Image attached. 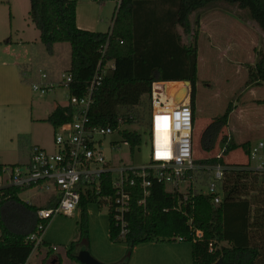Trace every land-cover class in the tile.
Returning <instances> with one entry per match:
<instances>
[{
  "label": "trees",
  "instance_id": "trees-1",
  "mask_svg": "<svg viewBox=\"0 0 264 264\" xmlns=\"http://www.w3.org/2000/svg\"><path fill=\"white\" fill-rule=\"evenodd\" d=\"M220 4L248 11L250 21L264 33V0H123L106 33L77 27L76 0H30L29 17L40 32V43L50 56L54 55L56 45L68 44L71 47L67 72L72 76L69 89L72 96L83 98L99 64L114 62L115 70L104 77L102 86L94 93L90 120L96 127H111L134 153L141 148L143 136L127 127L135 123L145 125L146 118L152 113L153 87L156 84L166 83L165 86L172 85L166 87L172 88L175 87L173 83H190L192 109L196 114L199 16ZM194 14L198 16L192 22ZM184 37L188 39L187 43ZM258 60L249 72L250 86L264 84V49L259 52ZM166 94H169L167 88ZM233 110V105H230L226 113L217 117L203 132L200 146L204 151L210 153L215 150L218 135L228 126ZM74 113L71 106H58L43 122L56 129L72 123ZM222 141L226 146L220 156L196 162L205 167L225 168L219 187L223 193L221 202L218 205L214 202L220 197L219 193L206 195L191 187L186 195L176 189L171 191V187L162 183L152 186L143 206L140 205L143 195L135 193L127 214L124 239L110 219L111 243L127 246V254L121 264H128L134 249L145 243L182 242L191 244L192 264H218L220 260L222 264H260L263 252L258 235L264 232V207H257L256 200L251 199L254 197L240 189L244 180L258 173L246 166L228 164L225 158L237 146L231 145L227 137ZM240 147L249 158L250 143ZM22 164L25 163L9 167L0 165V177L4 168H16ZM186 175V179L193 177L192 172ZM24 192L27 190L16 187L0 189V264H28L33 252L35 264H64V258L57 254L58 247L53 250L52 245L43 241L35 249V243L29 240L38 228L37 212L49 209L53 203L48 202L44 207L29 205L20 198ZM93 202H97L96 199L84 198L81 204L80 235L86 243L89 242L86 209ZM78 246L79 242L71 243L65 254L80 264Z\"/></svg>",
  "mask_w": 264,
  "mask_h": 264
},
{
  "label": "rangeland",
  "instance_id": "rangeland-1",
  "mask_svg": "<svg viewBox=\"0 0 264 264\" xmlns=\"http://www.w3.org/2000/svg\"><path fill=\"white\" fill-rule=\"evenodd\" d=\"M76 1L80 19L86 21L85 23L97 21L96 33L110 30L117 10L116 0ZM233 9L232 12L250 22L248 11ZM0 10L3 12L0 11V40L7 36L6 38L13 42L10 50L6 49L5 45H0V165L9 167L27 160L31 147L35 145L51 153L57 151L54 138L59 131L52 124L41 122L39 119L46 120L58 106L70 107L68 91L56 86L42 96L33 91V86L43 85L41 76L45 74L50 83L58 84L62 80V76L67 74L70 68L71 47L68 44L56 45L57 54L51 58L46 47L40 43V32L30 20V0H16L13 8L5 5L1 6ZM201 24L203 27L198 40L195 159L198 161L220 156L226 146L222 140L227 137L231 145L237 146L236 150L225 158L227 162L232 166L239 164L241 167L255 170L258 164L264 163V149L258 154L261 162L256 160L252 163L240 146L250 143L252 150L259 143L264 144V84H248L249 72L255 68L259 61V52L264 49V33L257 28H248L231 21L227 16L218 13L207 14ZM187 41L184 37V42ZM164 84H156V89L153 90L152 110L154 99H163L166 95L167 87ZM189 93L191 95V89ZM230 105H233L234 110L229 117L228 126L218 135L215 150L210 153L204 151L200 146L203 132L217 117H222ZM149 122L150 115L146 118L145 125L135 123L127 127L142 134L143 144L139 150L132 153L130 146L123 143L124 140L120 139L118 134H113L104 139L106 157L124 160L132 168L148 166L151 161ZM112 143L116 144L113 146L114 150H111ZM203 172L199 169L192 173L191 179L185 180L176 188L169 187V190L176 189L179 193L187 195L192 187L197 193L201 190L207 193L214 177L211 172ZM256 173L258 174L244 180L240 189L254 197L251 199L256 200L257 207H264V170ZM3 178H0V189L7 186L5 178L8 180V176ZM219 187L220 182L216 184V191L222 199L223 193L219 191ZM21 198L27 203L44 206L49 195L29 190L21 194ZM99 202L89 203L86 209L89 228L91 225L87 243L80 235L81 208L75 211L73 216H56L49 224L43 235L44 241L59 248L57 254L64 258V264H77L65 254L73 242H79L78 253L89 252L102 264H121L125 260L127 246L124 244L118 245L125 248V254L118 256L113 263H104L92 253L96 248L100 253L106 254L112 250L115 255L118 254L117 250L109 245V207ZM258 236L261 237L259 245L263 252L260 264H264V232ZM31 261H35L33 253Z\"/></svg>",
  "mask_w": 264,
  "mask_h": 264
},
{
  "label": "built area",
  "instance_id": "built-area-1",
  "mask_svg": "<svg viewBox=\"0 0 264 264\" xmlns=\"http://www.w3.org/2000/svg\"><path fill=\"white\" fill-rule=\"evenodd\" d=\"M122 1L116 0V13ZM99 65L88 93L83 98L70 94L72 76L68 72L58 84L48 82L46 74L41 76L44 84H34L33 91L45 96L48 90L55 89L56 86L66 88L71 107L75 110L72 123L56 128L59 132L54 138L57 147L55 153L35 145L31 147L28 163L3 169L2 177L8 176L9 187L49 195L47 203H53L49 209H40L37 212L38 228L29 239L35 243V249L43 242V235L52 220L60 215L72 216L81 208L84 198L96 199L109 207V215L120 229V237L124 239L127 235V214L131 210L135 193L143 195L140 202L143 206L155 183L176 188L187 180V173L201 169L211 172L214 179L207 193L202 190L199 192L217 195L216 184L224 178L225 168L196 164V119L190 93L178 107L170 96L154 99L149 122L151 161L148 166L132 168L124 160L113 157L108 159L104 152V139L116 132L111 127L94 126L89 114L94 105V93L102 86L104 77L115 70V64L107 61ZM113 146L116 144L112 143L111 150H114ZM263 149L264 144L259 143L251 150L252 163L256 160L261 162L258 154ZM251 170L263 171L264 163L261 162L255 170ZM214 202L218 205L221 198L218 196ZM52 248L57 249L56 246Z\"/></svg>",
  "mask_w": 264,
  "mask_h": 264
},
{
  "label": "crops",
  "instance_id": "crops-1",
  "mask_svg": "<svg viewBox=\"0 0 264 264\" xmlns=\"http://www.w3.org/2000/svg\"><path fill=\"white\" fill-rule=\"evenodd\" d=\"M15 2H16V0H0V7L1 6H5V5H10L13 8ZM22 4H24V3H22ZM233 8H237V7L236 6H232L231 7V6H228V5L220 4V5H217V6L213 7L212 9L203 11V12H201V14L199 16L200 17L199 18L200 24L202 23V20L204 19V17L207 16V14H209V13L217 14L218 13L220 15L223 14L224 16H227L231 21L240 23V24H242L245 27H248V28L252 27L253 29L256 28L254 23L252 25V21H250L251 22L250 23L247 20H243V18H240V16L237 13L232 12L234 10ZM1 13H3V12L1 11ZM197 16H198L197 14H194V16L192 17V22L195 21ZM85 22L86 21H83L82 19H80L79 15L77 14L76 24H77V27L79 29H83V30H86V31L89 30L90 32L92 31V32H95V33H96V31H98L97 30L98 29L97 28V21L96 22L91 21L89 23H85ZM202 27L203 26L201 24L200 36H201V32H202ZM110 28H111V26H110ZM104 33H106V32H104ZM6 37H4L3 39L0 40V45H5L6 49L8 48L10 50L11 47H12V43L13 42L11 40H9L10 38H6ZM39 39H40V37H39ZM56 54H57V51H56V47H55V53H54L53 56H51V58H54L56 56ZM198 68H199V64H198ZM180 84L183 85V83L177 82V83H173V86H175V87H172V88H168L167 87L168 93L173 88L175 90L177 88V86H179ZM156 86L157 85H155L153 87V90L156 89ZM166 86H172V85H166ZM174 90H172V92H170L169 95L166 94V96H168V97L171 96ZM39 121L42 122V121H45V120L44 119H39ZM27 162H28V159L24 161V163H27ZM0 178L4 179L3 177H0ZM5 180H6V183H7V186H5V188H6V187H9L8 186L9 180H7L6 178H5ZM20 198H21V195H20ZM28 204L29 205L30 204L36 205V204H33V203H28ZM45 204H47V202ZM36 206H38V205H36ZM44 206H38V207H44ZM90 228H91V225H90ZM108 239L110 241V234H109V238ZM43 241H44V239H43ZM109 245H111L110 247H113V249L117 250V252H116V253H118L117 255H115V253H113L112 250H110L111 251L110 253H106V254L102 253V252L100 253V252H97L96 248H95V250L92 253H94V255L99 260H101L104 263L116 262L118 256L122 257L125 254L124 253L125 248H123L122 246H119L118 244H112L111 241H110ZM116 247H118V248H116ZM133 252H134L133 258L131 259L129 264H192V262H193L191 244L185 243V242H182V243H163V244L145 243L144 245H140V246L136 247ZM33 254L35 255V252H33ZM121 257H119V258H121ZM35 259H36V255H35ZM28 264H35V261L32 263V261L30 259Z\"/></svg>",
  "mask_w": 264,
  "mask_h": 264
},
{
  "label": "water",
  "instance_id": "water-1",
  "mask_svg": "<svg viewBox=\"0 0 264 264\" xmlns=\"http://www.w3.org/2000/svg\"><path fill=\"white\" fill-rule=\"evenodd\" d=\"M189 89H191V84L188 82L184 83V86H180L177 90L172 94L171 100L173 101L174 105L178 107L185 102V99L189 93ZM78 261L80 264H102L97 259H95L92 254L89 252H80L78 253ZM218 264H222L220 260Z\"/></svg>",
  "mask_w": 264,
  "mask_h": 264
},
{
  "label": "bare ground",
  "instance_id": "bare-ground-1",
  "mask_svg": "<svg viewBox=\"0 0 264 264\" xmlns=\"http://www.w3.org/2000/svg\"><path fill=\"white\" fill-rule=\"evenodd\" d=\"M183 84H184V83H183ZM180 86H184V85H180ZM180 86H179V87H180ZM177 87H178V86H177ZM176 89H177V88H176ZM176 89H175V90H176ZM175 90L173 91V93L175 92ZM173 93H172V94H173ZM170 107H171V106H170Z\"/></svg>",
  "mask_w": 264,
  "mask_h": 264
}]
</instances>
